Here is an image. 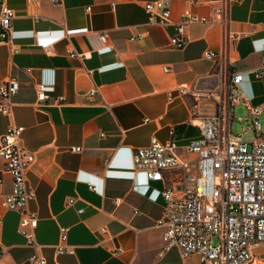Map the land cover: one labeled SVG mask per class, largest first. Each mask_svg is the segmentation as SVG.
Returning <instances> with one entry per match:
<instances>
[{
	"label": "crops",
	"instance_id": "obj_1",
	"mask_svg": "<svg viewBox=\"0 0 264 264\" xmlns=\"http://www.w3.org/2000/svg\"><path fill=\"white\" fill-rule=\"evenodd\" d=\"M150 1L7 0L16 16L10 43H0V82L14 77L19 87L11 117L0 114V135L11 125L23 126L20 145L35 156L25 179L35 192L27 209L37 218V248L20 235L18 214L0 207V264H30L34 253L46 264H204L196 255L182 259L176 248L157 256L163 184L134 172L131 154L152 137L179 146L197 138L191 119L212 114V101L191 95L169 101L167 93L178 86L211 90L229 69L242 73L240 89L261 110L259 117L264 114V78L251 73L264 58L263 0H231L224 26L213 22L210 3L217 0H168L172 22L186 8L211 21L191 25L181 49L169 45L173 26L149 22L144 4ZM226 28L239 37L229 63L222 46ZM99 32L108 35L105 45ZM69 50L90 57L80 61ZM209 50L212 59L204 57ZM37 84L65 103L36 110ZM1 178L0 199L11 192L9 175ZM62 227L67 249L57 255ZM118 248L123 252L113 254ZM261 253L264 245L253 249Z\"/></svg>",
	"mask_w": 264,
	"mask_h": 264
},
{
	"label": "built area",
	"instance_id": "obj_2",
	"mask_svg": "<svg viewBox=\"0 0 264 264\" xmlns=\"http://www.w3.org/2000/svg\"><path fill=\"white\" fill-rule=\"evenodd\" d=\"M26 1L34 3L37 0ZM49 1L54 5L62 3V0ZM200 1L190 0V4ZM210 4H213V22L224 26L223 20L230 19L231 0H217ZM89 10L90 7H86V11ZM144 10L149 22L173 26L174 34L169 39V45L176 49L183 48L187 43V29L191 25L211 23L206 16L194 13L190 8L184 9L179 20L172 22L168 0L146 2ZM15 16L7 0H0V43H10L11 24ZM98 38L105 45L108 35L99 32ZM238 39L237 34L226 28L222 46L226 50L227 63L229 49ZM69 57L85 61L90 54L69 50ZM204 57L212 59L215 53L209 50ZM92 71L88 70L87 73L90 75ZM251 73L254 79L264 78V58ZM242 83V73L229 69L224 79L211 90L194 91L186 86H178L168 91L169 101L174 96L191 95L197 100L212 101L214 111L208 116L191 119L199 136L185 145L179 146L174 141L160 142L152 137L148 145L132 150L133 171L144 173L149 181L163 184L162 214L155 223V227L160 229L158 257L176 248L182 259L196 255L204 264H264V253L253 254L254 248L264 245V135L259 123L261 110L250 104L240 89ZM18 87L14 77L0 82L1 115L11 117L12 100ZM94 93L95 90L89 95ZM64 103V97H53L47 93L44 84H37L36 100L32 104L36 110L62 106ZM239 105L244 108L245 117L250 122L248 128L254 134L248 141L241 140L239 135L231 132L232 120L241 122L234 116V110ZM23 130V126L11 125L0 135V183L3 173L11 179V192L1 197L0 207L18 214L20 235L26 239L28 246L37 248L32 235L37 218L27 209L35 192L27 186L25 179L26 172L35 162V156L20 145ZM71 150L78 152L80 148ZM108 163L109 159H106L104 165ZM87 186L90 191L96 189L91 184ZM73 202V198L67 200L68 205ZM78 212L81 213L82 209ZM66 232V228H60L59 241L54 246L57 255L66 252ZM122 252L123 249L118 248L113 254ZM4 255L5 248L0 244V258ZM28 262L46 264L38 253L32 254Z\"/></svg>",
	"mask_w": 264,
	"mask_h": 264
},
{
	"label": "rangeland",
	"instance_id": "obj_3",
	"mask_svg": "<svg viewBox=\"0 0 264 264\" xmlns=\"http://www.w3.org/2000/svg\"><path fill=\"white\" fill-rule=\"evenodd\" d=\"M234 116L236 118L241 119V122L239 120L233 119L231 122V132L234 135H239L241 140L248 141L253 138V131L248 128L250 122L245 117V110L242 106H237L234 110ZM259 123H260V131L264 135V114H262L259 117ZM246 131V132H244ZM260 251V250H259Z\"/></svg>",
	"mask_w": 264,
	"mask_h": 264
}]
</instances>
